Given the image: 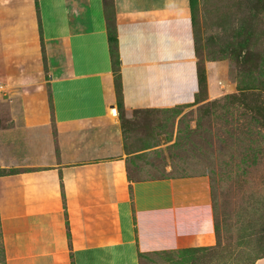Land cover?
Masks as SVG:
<instances>
[{
	"label": "crops",
	"instance_id": "crops-1",
	"mask_svg": "<svg viewBox=\"0 0 264 264\" xmlns=\"http://www.w3.org/2000/svg\"><path fill=\"white\" fill-rule=\"evenodd\" d=\"M112 3L121 106L103 0H0V85L19 107L0 128V168L18 170L0 175L6 264H140L215 244L208 178L171 174L176 134L162 133L197 88L188 0Z\"/></svg>",
	"mask_w": 264,
	"mask_h": 264
},
{
	"label": "rangeland",
	"instance_id": "rangeland-1",
	"mask_svg": "<svg viewBox=\"0 0 264 264\" xmlns=\"http://www.w3.org/2000/svg\"><path fill=\"white\" fill-rule=\"evenodd\" d=\"M103 1L111 17L112 0ZM188 8L197 88L189 104L166 113L163 139L176 138L164 149L180 168L171 174L207 176L219 238L207 250L152 253L140 264H255L264 259V0H188ZM107 43L113 84L121 85ZM10 90L0 85V128L18 116ZM164 113L138 114L134 128L156 129Z\"/></svg>",
	"mask_w": 264,
	"mask_h": 264
},
{
	"label": "trees",
	"instance_id": "trees-1",
	"mask_svg": "<svg viewBox=\"0 0 264 264\" xmlns=\"http://www.w3.org/2000/svg\"><path fill=\"white\" fill-rule=\"evenodd\" d=\"M106 18H107V38L109 43H112L113 46L110 47V55L114 54V60L115 62H117V64L119 65V56H118V50H117V38H116V32H115V25H114V16L112 14V16L110 17L107 14V10H106ZM112 57V56H111ZM116 71V69H114ZM118 71V70H117ZM116 71V72H117ZM116 88V93L118 96V105L121 106V101H120V91H121V85L120 83L117 84L115 86ZM123 117V113L120 114V118ZM18 170L15 168H0V175H7V174H14L16 173ZM214 230H215V237L218 239V231H219V226H215L214 225ZM208 247H194V248H184V249H176V250H171V251H155V252H148V253H138V258H139V263H141V259H143V257L148 256L149 254H156V253H165V252H174V251H180V250H184V251H203V250H207Z\"/></svg>",
	"mask_w": 264,
	"mask_h": 264
},
{
	"label": "built area",
	"instance_id": "built-area-1",
	"mask_svg": "<svg viewBox=\"0 0 264 264\" xmlns=\"http://www.w3.org/2000/svg\"><path fill=\"white\" fill-rule=\"evenodd\" d=\"M109 113L111 116H117L118 112L115 106L109 108Z\"/></svg>",
	"mask_w": 264,
	"mask_h": 264
}]
</instances>
